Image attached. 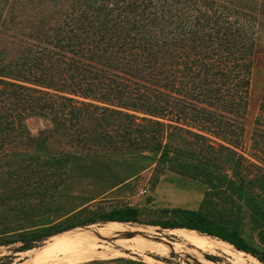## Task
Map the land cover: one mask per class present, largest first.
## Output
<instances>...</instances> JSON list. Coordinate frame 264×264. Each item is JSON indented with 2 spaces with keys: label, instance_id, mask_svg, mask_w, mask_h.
Here are the masks:
<instances>
[{
  "label": "trees",
  "instance_id": "1",
  "mask_svg": "<svg viewBox=\"0 0 264 264\" xmlns=\"http://www.w3.org/2000/svg\"><path fill=\"white\" fill-rule=\"evenodd\" d=\"M49 4L54 8L51 18L40 19L43 27L32 37L44 47L26 44L17 60L0 62V143L3 146V139L17 131L27 146L44 150L39 164L25 162L19 153L0 162V243L31 241L24 230L40 223L59 190L52 182L34 188L30 178L66 173L73 153L48 152L50 140L65 125L64 116L70 115L76 126L84 114L94 120L88 114L102 112L119 121L120 129L128 121L139 134V144L161 153V165L207 187L197 211H178L187 214V224L172 228L217 238L264 264V251L243 240L241 221V202H247L264 246V213L256 206V200L264 202V165H246L247 159L229 147L239 139L238 120L248 108L256 47L254 13H264V2L246 6L236 0H48ZM11 14L8 19L15 22ZM34 116L51 119L53 125L34 135L25 125ZM172 116L178 123L201 124V133L162 122ZM263 136L257 131L254 140L261 161L264 147L258 138ZM227 165H233L235 174L226 172ZM135 215L128 210L102 221L129 222ZM87 223L96 222L83 226ZM26 245L17 251L24 252Z\"/></svg>",
  "mask_w": 264,
  "mask_h": 264
},
{
  "label": "rangeland",
  "instance_id": "2",
  "mask_svg": "<svg viewBox=\"0 0 264 264\" xmlns=\"http://www.w3.org/2000/svg\"><path fill=\"white\" fill-rule=\"evenodd\" d=\"M236 1H242L246 6L264 2V0ZM47 4L48 0H0L1 63L17 60L20 51L28 47L26 44L42 46L32 37L36 29L43 27L40 23L42 18H51L54 8L52 9L51 4ZM11 11L16 19L15 22H10L8 19L12 16ZM254 16L257 19L256 47L252 57L248 108L244 112L243 119L238 120L242 124V130H238L239 139L234 147L218 138L211 137V139L229 146L242 155L247 159L246 165L253 163L263 167L264 161L257 157L254 140L257 131L264 133V13L258 9ZM52 93L56 92L52 91ZM77 99L83 101L81 98ZM87 101L91 102V100ZM124 111L140 117L144 116L131 110ZM84 115L86 117L82 120V124L76 126L71 123L72 117L65 115L62 120L65 125L50 140L48 146L51 155L73 153L64 169L66 173L49 178L44 175H38L37 179L36 176L30 178L34 188L36 185L52 182L50 184L59 185V190L48 203V209L40 218V223L33 227L29 225L30 228L24 230L23 233L31 240L26 245L29 247H26L25 251L46 245L53 236L45 237V232L54 233L68 226H75L71 230L93 227L92 232H82L79 235L81 241L93 246L89 251H82L83 254L88 253L89 257L72 261L70 264H233L230 257L222 251L212 252L197 248L186 241L178 231L190 230L172 228L173 225L187 224V214L178 211H197L207 187L199 180L170 171L167 164L161 165L159 162L161 153H158L153 146L139 144L141 142L137 140L139 134L133 131L128 121L123 124L124 129L127 128L124 130L118 128L120 122L108 113L88 114L93 116L94 120H90L87 114ZM51 121L34 116L28 118L25 125L32 134L36 135L47 130L48 126L51 127L53 125ZM162 122L193 132L201 133L197 128L202 129L201 124L197 127L190 121L178 123L175 116L168 117ZM16 132L11 133V137L3 139L5 141L3 146L0 143V162L5 163L14 154L19 153L21 157L24 156L27 163H41L44 150L27 146L26 138ZM48 132L52 134L49 130ZM143 135L146 137V134ZM12 136L17 138L14 140ZM258 139L264 147V138ZM178 159L188 161L181 157ZM224 169L230 175L235 174L233 165H227ZM237 182L240 184L239 180ZM252 191L262 194L256 189ZM256 202V206H259L264 213V202L261 199ZM241 205L244 209L241 216L242 238L249 247L263 252L264 246L259 240L260 230L255 226L251 210L247 202H241ZM128 210L136 212L129 222L102 221L106 215L121 214ZM254 217L258 219L260 216ZM37 220L38 218L35 221ZM90 221L96 223H87L88 225L83 226ZM110 224L116 225L115 228L111 229ZM128 232H132L133 235L126 236ZM210 238L227 243L217 238ZM18 240L11 245L0 243V264H19L28 258L24 254L25 251H17L18 248L25 246L26 241ZM168 243L176 244V248L167 249ZM227 244L234 248L232 250L237 249ZM173 250L175 252H172ZM246 255L250 254L246 253Z\"/></svg>",
  "mask_w": 264,
  "mask_h": 264
},
{
  "label": "bare ground",
  "instance_id": "3",
  "mask_svg": "<svg viewBox=\"0 0 264 264\" xmlns=\"http://www.w3.org/2000/svg\"><path fill=\"white\" fill-rule=\"evenodd\" d=\"M111 225L112 224L109 225L111 229L116 226ZM92 230L93 227H86L84 229L71 230L61 235H55L46 245L25 252L24 254H26L28 258L21 261L19 264H70L72 261H79L87 258L89 257V255H87L88 253L86 252L87 254H83L82 251H89L93 246L87 245L84 243L85 241H81L82 239L79 235L82 232H92ZM178 231L183 235L186 241L197 248L212 252H216L217 250L222 251L230 257V261L233 264H261L257 259L250 255H246V253L244 254L243 252L232 250L234 248L227 243L200 236L194 231ZM168 247L167 249H174L176 248V244L168 243Z\"/></svg>",
  "mask_w": 264,
  "mask_h": 264
},
{
  "label": "water",
  "instance_id": "4",
  "mask_svg": "<svg viewBox=\"0 0 264 264\" xmlns=\"http://www.w3.org/2000/svg\"><path fill=\"white\" fill-rule=\"evenodd\" d=\"M172 230H174V229H172ZM190 231H192V230H190ZM196 232V231H195ZM129 234H127L126 233V236H132L133 235V233L132 232H128ZM199 234V233H198ZM202 236H205V235H202ZM209 238H210V236H208ZM159 239H165V238H162V237H158ZM31 241H26L25 242V244H28V243H30ZM237 250V249H236ZM238 251V250H237ZM172 252H175V251H172ZM239 252H241V251H239Z\"/></svg>",
  "mask_w": 264,
  "mask_h": 264
},
{
  "label": "built area",
  "instance_id": "5",
  "mask_svg": "<svg viewBox=\"0 0 264 264\" xmlns=\"http://www.w3.org/2000/svg\"><path fill=\"white\" fill-rule=\"evenodd\" d=\"M146 192V191H143V193Z\"/></svg>",
  "mask_w": 264,
  "mask_h": 264
}]
</instances>
